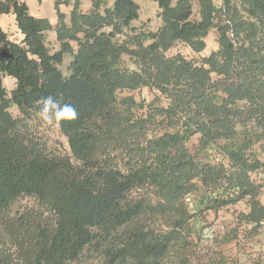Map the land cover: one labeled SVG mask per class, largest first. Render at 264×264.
<instances>
[{
  "label": "trees",
  "instance_id": "obj_1",
  "mask_svg": "<svg viewBox=\"0 0 264 264\" xmlns=\"http://www.w3.org/2000/svg\"><path fill=\"white\" fill-rule=\"evenodd\" d=\"M89 1L54 0L52 24L0 0L20 34L0 26V264H227L218 245L264 228V0H152L155 29L137 0ZM211 31L198 60L167 54L202 53ZM48 95L77 110L56 123L70 155L38 130ZM21 197L37 205L12 213ZM240 205L201 245L203 221Z\"/></svg>",
  "mask_w": 264,
  "mask_h": 264
},
{
  "label": "rangeland",
  "instance_id": "obj_2",
  "mask_svg": "<svg viewBox=\"0 0 264 264\" xmlns=\"http://www.w3.org/2000/svg\"><path fill=\"white\" fill-rule=\"evenodd\" d=\"M152 2L153 1L151 0L140 1L141 18L143 20L151 19L152 21L150 22V28L155 29L159 25V21L155 17V9ZM29 3L31 4V8L34 11H36V8L39 7V5L35 1L29 0ZM52 6L53 1L45 3V7H47V9L51 8ZM68 8L69 7L65 8L66 12H68ZM7 32L11 34V37L13 39H18L20 37L15 27L11 28ZM46 37V43L49 49L51 51L57 50L58 44L55 41V34L53 32H49L47 33ZM206 44V49L202 53L196 54L186 44L182 42H176L174 46L167 52V54L169 56L181 54L187 59L198 60L200 56L207 55L217 48L213 31H211L206 37ZM68 62L69 57L66 56L63 64L60 66L63 72L66 71ZM6 84L7 87L11 86L10 82H7ZM127 94L134 96L137 100L151 101L153 99V94L146 88L127 92ZM10 112L13 116L19 115L17 110L14 108L10 109ZM38 130L40 131V134L44 137V139L47 140L48 145H50L52 149H55L61 154L70 155L67 140L59 132L57 124L55 122H53L51 125H46L40 120ZM191 143L195 145L196 141L193 140ZM196 198L197 195L193 194L188 199L190 208L192 210L196 204ZM262 200L264 201V194ZM36 205L37 203L34 198L21 197L12 204L11 211L12 213L22 212L25 209L33 208ZM242 208L243 206L240 205L238 208H236V210L230 208V210L228 209L226 211L219 212V214L209 215L203 221L204 227L199 229L201 235L198 236L197 239H200V244L203 246L206 245L208 247L213 239L214 233H221L223 232V230L232 227L234 225V220L230 217V215L234 213V211L242 210ZM217 250L222 253V255H224V257L227 259V264H260L262 259H264V228L262 229L259 236L254 237L250 241L248 239L240 237L238 241L218 245ZM202 256L203 255L198 254V258L200 260H203ZM193 264H196V261Z\"/></svg>",
  "mask_w": 264,
  "mask_h": 264
},
{
  "label": "clouds",
  "instance_id": "obj_3",
  "mask_svg": "<svg viewBox=\"0 0 264 264\" xmlns=\"http://www.w3.org/2000/svg\"><path fill=\"white\" fill-rule=\"evenodd\" d=\"M38 115L44 124L51 125L53 122L74 120L77 118L78 113L73 106L62 104L58 98L48 95L40 99Z\"/></svg>",
  "mask_w": 264,
  "mask_h": 264
},
{
  "label": "crops",
  "instance_id": "obj_4",
  "mask_svg": "<svg viewBox=\"0 0 264 264\" xmlns=\"http://www.w3.org/2000/svg\"><path fill=\"white\" fill-rule=\"evenodd\" d=\"M32 1H35L39 5V7L36 8L37 9L36 11H34L31 8V4L29 3V0H26V3H27V5L29 7V10H30V13L32 15L36 16V17H46V18H48L50 20V22L52 24H54L55 20H56V16H55V13H54L55 12L54 7L52 6L51 8H48V9H47V7H45V3L49 2V1L50 2L53 1V5H54V0H32ZM81 1L83 2L82 5H81L82 9L86 10L89 7V5H90V1L89 0H81ZM140 1L141 0H137V3L139 4V6H140ZM144 1H146V0H144ZM152 3H153V6H154V9H155V12H156L157 5L154 2H152ZM66 7H69L68 8V12L65 11ZM52 8H53L54 12H53ZM60 10L62 12H64V13H66V14H69L70 6L61 5L60 6ZM139 21H144L141 18V8H140V11H139ZM138 22L135 21V23H138ZM0 26L2 27V29L4 31H9L11 28H14L15 27V23H14L13 16L10 15V14H2V15H0ZM18 35L20 36L19 33H18Z\"/></svg>",
  "mask_w": 264,
  "mask_h": 264
}]
</instances>
